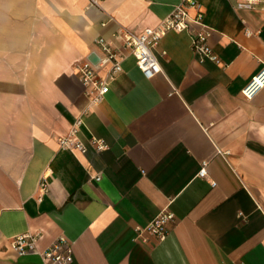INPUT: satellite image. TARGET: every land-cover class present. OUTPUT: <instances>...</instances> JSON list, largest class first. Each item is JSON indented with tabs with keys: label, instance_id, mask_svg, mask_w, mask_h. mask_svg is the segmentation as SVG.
<instances>
[{
	"label": "crops",
	"instance_id": "crops-1",
	"mask_svg": "<svg viewBox=\"0 0 264 264\" xmlns=\"http://www.w3.org/2000/svg\"><path fill=\"white\" fill-rule=\"evenodd\" d=\"M179 1L0 0V264H45L61 236L69 264H264V85L243 93L264 66V11L198 0L220 61L171 30L148 78L121 32L157 26ZM99 36L124 59L95 103L76 64ZM80 116L84 153L58 141ZM165 209L167 237H138ZM28 231L38 251L19 256L7 246Z\"/></svg>",
	"mask_w": 264,
	"mask_h": 264
},
{
	"label": "built area",
	"instance_id": "built-area-1",
	"mask_svg": "<svg viewBox=\"0 0 264 264\" xmlns=\"http://www.w3.org/2000/svg\"><path fill=\"white\" fill-rule=\"evenodd\" d=\"M101 0H89L92 5H99ZM235 7L241 9L264 11V0H229ZM190 8L195 9L194 15L190 13ZM190 31L192 34V46L194 52L201 61L210 59L219 62L218 54L209 43V36L212 28L204 22V10L198 0H180L172 11L154 27H147L137 32L125 29L121 32L125 47L135 57L136 62L143 74L152 78L162 71L161 64L155 53V48L161 38L169 31ZM248 34L253 33L248 30ZM96 49L94 52L99 56V61L93 63L89 59L76 64V71L84 86V93L91 102H101L110 90V83L123 71L124 55L121 54L113 44L103 36L95 40ZM105 69L104 73L101 70ZM264 85V66L253 76L252 80L245 86L243 93L248 98L256 93ZM83 124L80 116L73 123L71 129L65 135L58 138L59 144L64 149L73 152L84 153L88 150V145L79 138L78 132ZM90 144L97 150L108 148L107 142L98 137H92ZM200 176H207V162L201 164ZM98 176L97 179H100ZM216 183L213 182V185ZM39 189L42 194L49 191L50 186L47 176L40 180ZM41 199V197H40ZM175 220V214L169 209L161 211L146 226H138L137 236L144 238L146 234H154L160 240L167 237L170 224ZM41 232L28 231L14 236L7 246L11 251L19 256L38 251L37 242ZM4 247L0 246V252ZM45 264H69L73 255V248L70 241L61 236L49 248L40 252Z\"/></svg>",
	"mask_w": 264,
	"mask_h": 264
},
{
	"label": "water",
	"instance_id": "water-1",
	"mask_svg": "<svg viewBox=\"0 0 264 264\" xmlns=\"http://www.w3.org/2000/svg\"><path fill=\"white\" fill-rule=\"evenodd\" d=\"M88 59L93 63H97L99 61V56L95 52H92Z\"/></svg>",
	"mask_w": 264,
	"mask_h": 264
}]
</instances>
